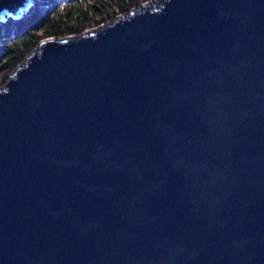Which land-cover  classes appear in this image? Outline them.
Listing matches in <instances>:
<instances>
[{
    "label": "water",
    "instance_id": "water-1",
    "mask_svg": "<svg viewBox=\"0 0 264 264\" xmlns=\"http://www.w3.org/2000/svg\"><path fill=\"white\" fill-rule=\"evenodd\" d=\"M0 264H264V0L41 40L0 88Z\"/></svg>",
    "mask_w": 264,
    "mask_h": 264
},
{
    "label": "trees",
    "instance_id": "trees-1",
    "mask_svg": "<svg viewBox=\"0 0 264 264\" xmlns=\"http://www.w3.org/2000/svg\"><path fill=\"white\" fill-rule=\"evenodd\" d=\"M147 1L50 0V4L46 3L48 4L47 11L38 13L40 7L36 8L37 14L19 22L17 29L8 28L9 24L4 25L5 28L7 27L5 29L7 35L1 37L0 33V88L41 40L81 34L86 30L106 24L119 15L127 14Z\"/></svg>",
    "mask_w": 264,
    "mask_h": 264
},
{
    "label": "rangeland",
    "instance_id": "rangeland-1",
    "mask_svg": "<svg viewBox=\"0 0 264 264\" xmlns=\"http://www.w3.org/2000/svg\"><path fill=\"white\" fill-rule=\"evenodd\" d=\"M50 1V0H49ZM49 1H47V2H45L44 0H34V3L33 4H31V8L29 9V11H27L24 15H22L19 19H17V20H15V21H13V19L12 18H9L7 21H5V22H2V27L0 28V33H1V37H4V36H6L7 35V31L5 32V29L7 28H5L4 27V25L5 26H8V24H9V26H8V28H11V29H13V30H15V29H17V25L19 24V22H22V21H25V19H28V18H30V17H32V16H35L36 14H37V12H36V8L38 9L39 7V10L40 11H38V13L39 12H44V11H47V9H46V6L48 5V4H46V3H49L50 4V2ZM145 3H149L150 5H154V4H156V3H159V4H162L163 3V0H148L147 2H145ZM143 5V4H142ZM142 5H141V7H142ZM26 16V17H25ZM22 19V20H21ZM21 20V21H20ZM112 21V20H111ZM9 22V23H8ZM18 22V23H17ZM12 32H14V31H12ZM11 32V33H12ZM10 33V34H11ZM9 35V34H8Z\"/></svg>",
    "mask_w": 264,
    "mask_h": 264
},
{
    "label": "bare ground",
    "instance_id": "bare-ground-1",
    "mask_svg": "<svg viewBox=\"0 0 264 264\" xmlns=\"http://www.w3.org/2000/svg\"><path fill=\"white\" fill-rule=\"evenodd\" d=\"M1 24H2V23H1ZM1 24H0V25H1Z\"/></svg>",
    "mask_w": 264,
    "mask_h": 264
}]
</instances>
